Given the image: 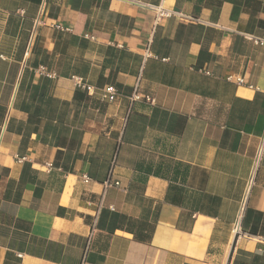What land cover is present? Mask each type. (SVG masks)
<instances>
[{
    "label": "crops",
    "instance_id": "1",
    "mask_svg": "<svg viewBox=\"0 0 264 264\" xmlns=\"http://www.w3.org/2000/svg\"><path fill=\"white\" fill-rule=\"evenodd\" d=\"M250 37L264 0H0V264H264Z\"/></svg>",
    "mask_w": 264,
    "mask_h": 264
},
{
    "label": "built area",
    "instance_id": "2",
    "mask_svg": "<svg viewBox=\"0 0 264 264\" xmlns=\"http://www.w3.org/2000/svg\"><path fill=\"white\" fill-rule=\"evenodd\" d=\"M143 7L152 10L155 13V19L159 20L162 17H170V16H177L181 19H186V20H192L193 17L188 16V15H184L178 11H174V10H167L165 8H163L161 5H148V4H143ZM58 27V26H57ZM59 28V27H58ZM250 39L258 45H262L264 46V39L261 38H256V37H250ZM73 83L75 85V87L80 88L82 90H84L88 95L92 96V95H97V97L101 100V101H106V102H112L116 99V97L118 96V91L117 89L113 86V85H105L102 87H95L92 85L87 84L82 78L80 77H73L72 78ZM238 83H242L243 80L241 78L237 79ZM129 101L130 103L136 102V101H144L146 103L149 104H153V97L150 96L149 94L143 93L141 92L137 87L136 89L129 95ZM264 155V131L263 134L260 137L258 146L256 148L254 157H253V161H252V167H251V171L249 174V180L248 182H252L254 175L256 173V170L260 164V161L262 159ZM84 181L88 180V177L83 175ZM114 185H117L118 182H113ZM112 182L108 179L104 182V187H108L111 186ZM235 233L239 234L240 230L239 228L236 226L235 228ZM80 264H87L86 261L83 259L81 261Z\"/></svg>",
    "mask_w": 264,
    "mask_h": 264
}]
</instances>
